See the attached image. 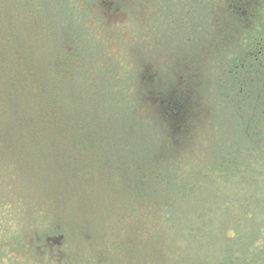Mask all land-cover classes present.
Returning a JSON list of instances; mask_svg holds the SVG:
<instances>
[{
	"label": "flooded vegetation",
	"instance_id": "1",
	"mask_svg": "<svg viewBox=\"0 0 264 264\" xmlns=\"http://www.w3.org/2000/svg\"><path fill=\"white\" fill-rule=\"evenodd\" d=\"M3 107L0 264H264V0H0Z\"/></svg>",
	"mask_w": 264,
	"mask_h": 264
},
{
	"label": "trees",
	"instance_id": "2",
	"mask_svg": "<svg viewBox=\"0 0 264 264\" xmlns=\"http://www.w3.org/2000/svg\"><path fill=\"white\" fill-rule=\"evenodd\" d=\"M1 113H0V133L4 132L7 130V123L4 124V122L6 121V116L9 113L8 108L3 107V109H0ZM31 124H23V123H16V124H12V126L14 127V129L16 131H21V132H26V131H31L34 130L30 127ZM66 126V124L64 125ZM57 130V129H56ZM9 132H12L13 129H9ZM26 139H24L25 141ZM15 141V146L12 147V150L10 152V154H8V156H6V158H2L5 156L0 155V166L1 165H8L9 163L14 164V166L11 169H7L5 171L6 179L10 180V181H15L16 179H22V180H28L33 182L34 180L40 181L43 180V176L40 179H37L39 175V173L41 172H36V171H29L26 170L25 166L26 163H28V157H31V163L33 166H36V163H39V155L35 154L36 150L33 151V148L31 147L30 143L25 142V145H21L20 144V140H14ZM35 159H34V158ZM26 159V160H22V159ZM2 171L5 170L3 168H1ZM35 170H37L36 168H34ZM32 172L33 173V177H29L28 173ZM4 173V172H2ZM3 174V179H4V175ZM44 175V173H43ZM38 186V184H36V187ZM3 189V188H2ZM24 192V191H23ZM26 192V191H25ZM17 195L20 196V191L17 192ZM1 198H5V191H2V195Z\"/></svg>",
	"mask_w": 264,
	"mask_h": 264
},
{
	"label": "rangeland",
	"instance_id": "3",
	"mask_svg": "<svg viewBox=\"0 0 264 264\" xmlns=\"http://www.w3.org/2000/svg\"><path fill=\"white\" fill-rule=\"evenodd\" d=\"M33 183V182H32Z\"/></svg>",
	"mask_w": 264,
	"mask_h": 264
}]
</instances>
